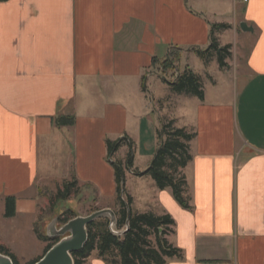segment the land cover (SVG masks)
<instances>
[{
  "label": "crops",
  "instance_id": "1",
  "mask_svg": "<svg viewBox=\"0 0 264 264\" xmlns=\"http://www.w3.org/2000/svg\"><path fill=\"white\" fill-rule=\"evenodd\" d=\"M214 24L229 25L214 36L232 52L218 70H231L235 52L244 69L210 99L205 85L203 100L174 96L178 108L193 103L192 111L178 109L192 112L191 121L175 125L196 134L184 168L191 208L169 188L148 203L176 222L169 239L184 258L167 264H264V0L0 1V194L75 177L98 197L114 196L107 140L156 135L147 78L159 75L156 65L174 47L182 71L184 56L210 45ZM61 113L74 114L75 124L56 126ZM37 203L34 195L17 198L16 215ZM87 264L107 263L94 254Z\"/></svg>",
  "mask_w": 264,
  "mask_h": 264
},
{
  "label": "trees",
  "instance_id": "2",
  "mask_svg": "<svg viewBox=\"0 0 264 264\" xmlns=\"http://www.w3.org/2000/svg\"><path fill=\"white\" fill-rule=\"evenodd\" d=\"M4 1V0H0ZM228 24H214L211 26L210 45L205 49H196V54L203 60L208 61L216 57L219 65L225 67L226 59L231 57V45L221 46L214 36V30L227 28ZM182 49L174 47L168 56L159 61L164 70H172L180 63ZM157 64V60L153 61ZM172 90L199 99H204V88L202 78L199 74L189 68L182 71L178 69L177 76L170 80L165 78ZM145 89V84H144ZM76 117L72 113H61L54 118V124L58 127L72 126ZM160 145L157 148L153 160L145 172L138 173L142 176L149 174L160 190L171 189L176 201L185 209H190L189 198L185 196L187 179L184 168L192 159L189 144L195 137V133L175 126L173 120L162 122L158 130ZM119 140V139H118ZM121 140V139H120ZM121 141L107 140L109 154L119 149ZM132 156L128 166L131 167ZM117 203L120 209L116 212V229L126 228L123 234H116L109 227L108 218H99L92 221L88 226V240L83 248L73 252L74 264H87V260L92 254L104 260L107 264H167L170 259H183V250L168 239V235L175 233L176 222L169 213L155 214L152 212L132 211L133 197L130 194H123L124 173L121 162L114 163ZM78 180L73 177L71 180L63 182V187H58L52 203L67 200L72 194H78L81 187H77ZM77 187V188H76ZM75 188V190H73ZM15 195L5 197V216L12 218L16 215ZM70 214V210H67ZM72 216H75L72 214ZM73 218V217H72ZM70 218H64L62 222H67ZM37 238L47 243L41 256L29 261L27 264H35L56 242L60 239L50 237L41 231L39 222L34 225ZM0 252L9 255L14 264H19L17 256L9 248L0 244Z\"/></svg>",
  "mask_w": 264,
  "mask_h": 264
},
{
  "label": "rangeland",
  "instance_id": "3",
  "mask_svg": "<svg viewBox=\"0 0 264 264\" xmlns=\"http://www.w3.org/2000/svg\"><path fill=\"white\" fill-rule=\"evenodd\" d=\"M235 54V59L233 57L232 63H230L231 70L229 72L226 71L222 73L218 70L220 65L216 57H212L208 61H203L198 55H192L188 60L189 62L184 56L181 60V67L182 69H185L187 68L186 63H189L195 72L202 75V82L206 87L205 89L207 90L210 99V96H213L211 90H227L232 88V76L234 75V70L237 69L240 73L241 70L244 69V64L240 65L239 61H236L237 52H235ZM238 58H241V55H239ZM157 65L155 70L160 76L153 73L150 78H147L145 84L148 102L150 104L149 114L157 125L155 130L156 135H152L154 136L153 138L150 136L146 138V140L124 139L120 144L119 149L111 154H109L108 145L106 147V163L113 168V162H121L122 164L125 177L122 190L123 194H133L136 196L135 202L132 204V211L134 213L143 210V212L157 214L161 211V209L157 208L152 203H148V197H150L153 192L159 190L154 179L149 174H144L142 176L137 175L148 169L153 160L154 154L160 145L158 130L161 127V123L173 120L175 125L182 126V123L188 124V122L191 121L192 116V112L183 113L178 109L185 108L186 111H192L193 103L189 104L187 102L185 105L178 108L177 97L174 96H177V94L180 93L173 91L169 83L165 80V78L173 80L178 72V68L164 70L160 64ZM177 66H179V64ZM208 72L210 74H208ZM209 75L214 77L218 82V86L213 87V85H211L212 82L209 81V79L211 80L212 76ZM171 109L174 110L172 113L169 112ZM185 115L186 117H182ZM120 139L122 140V138ZM120 139L112 141L119 142L121 141ZM130 154L132 156L131 167L128 166ZM38 183L42 187L39 190L27 191L16 195L18 199L28 197V195L38 197L36 210L32 213H18L15 217L7 218L5 216V196L4 193L0 194V244L9 248V250L17 256L19 264H27L29 261L41 256L47 246L46 242L37 238L34 231V225L37 221L39 222L41 231L47 234V229L54 219H57L56 227L59 230L61 226L77 216H87L104 208H110L114 212H117L120 209L116 199L117 192L112 197H98V194L93 188L86 186V184L79 183L77 187L80 186L81 190L78 194H72L67 200L52 203L51 199L54 198L58 187H63V182L58 184L52 183L49 185L42 184L41 182ZM73 190H75V188ZM67 210H70L72 213L69 214ZM72 214L75 216H72ZM67 217L70 218L67 222L61 221ZM120 230L124 231L126 228ZM69 235L70 232H67L64 235L57 236V238L62 239ZM171 236L172 235L169 234L167 236L168 239Z\"/></svg>",
  "mask_w": 264,
  "mask_h": 264
},
{
  "label": "water",
  "instance_id": "4",
  "mask_svg": "<svg viewBox=\"0 0 264 264\" xmlns=\"http://www.w3.org/2000/svg\"><path fill=\"white\" fill-rule=\"evenodd\" d=\"M244 31H252L245 22L241 23ZM99 218H108L110 220L109 227L116 234H123L124 231L115 229L117 224V215L110 208L97 210L87 216H77L65 223L58 230L56 227L57 219L47 229L50 237H57L70 232L69 236H65L56 242L35 264H74L73 252L81 250L88 240L87 226L94 220ZM0 264H14L9 255L0 252Z\"/></svg>",
  "mask_w": 264,
  "mask_h": 264
},
{
  "label": "built area",
  "instance_id": "5",
  "mask_svg": "<svg viewBox=\"0 0 264 264\" xmlns=\"http://www.w3.org/2000/svg\"><path fill=\"white\" fill-rule=\"evenodd\" d=\"M178 72L176 73V76H177Z\"/></svg>",
  "mask_w": 264,
  "mask_h": 264
}]
</instances>
